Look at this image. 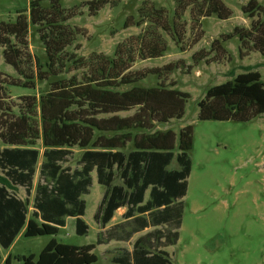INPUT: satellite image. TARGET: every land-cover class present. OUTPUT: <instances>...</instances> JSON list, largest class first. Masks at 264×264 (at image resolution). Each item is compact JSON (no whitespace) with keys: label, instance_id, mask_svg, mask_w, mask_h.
Listing matches in <instances>:
<instances>
[{"label":"trees","instance_id":"16d2710c","mask_svg":"<svg viewBox=\"0 0 264 264\" xmlns=\"http://www.w3.org/2000/svg\"><path fill=\"white\" fill-rule=\"evenodd\" d=\"M175 2L172 18L162 9L150 8L137 21L126 19L124 29L147 28L119 44L112 58L92 54L84 59L64 53L74 36L65 28L61 0H50L49 8L43 7L42 0H30L29 9L17 11L14 22L0 23L4 61L20 77L10 85L21 82L23 88L34 90L38 82H48L43 95L22 97L23 107L17 113L9 109L8 120L0 124V140L5 146L0 149V248L8 250L23 229L25 238L56 236L68 217L75 219L76 235L86 236L89 228L81 219L86 204L81 197L89 194L92 172L105 190L95 222L104 228L117 209L127 208L125 221L99 233L95 243L75 246L51 239L37 257H16L20 264H97L96 246L112 240L128 242L150 227L154 229L139 237L131 252L121 250L112 262L172 264L164 249L179 240L192 166L193 129L186 126L178 134L145 132L156 124L182 119L189 95L161 85L136 87L144 75L136 77L130 69L136 60L162 57L168 50L166 37L177 47L182 44L186 31L182 18L189 8L199 10L192 15L195 23L211 16L219 20L231 17L221 0ZM86 5L96 15L106 5L117 7V2L89 0ZM256 9V2L249 0L243 11L250 14ZM30 25L43 30L45 63L28 51ZM233 37L242 45L251 43L264 56V24L253 25V30L235 28L226 36L227 40ZM245 70L206 92L197 104L199 120L248 123L264 115V82L260 73L250 67ZM72 72L76 73L60 78ZM134 109L132 115H119ZM73 148L81 150L75 169L64 167ZM173 162L176 168H171ZM18 188L25 190V199L17 196ZM11 261L8 256L4 262Z\"/></svg>","mask_w":264,"mask_h":264},{"label":"rangeland","instance_id":"374dc122","mask_svg":"<svg viewBox=\"0 0 264 264\" xmlns=\"http://www.w3.org/2000/svg\"><path fill=\"white\" fill-rule=\"evenodd\" d=\"M88 1L61 0L62 16L67 18L65 28L74 36L64 51L67 56L87 59L92 54H103L112 58L119 44L147 28L143 25L124 29L126 19L137 21L150 8L162 9L172 18L176 9L175 0H115L117 7L106 5L92 15L86 5ZM221 1L231 11L229 19L219 20L211 16L195 23L192 15L199 10L189 8L182 18L186 23L182 44L177 47L166 37L168 50L162 57L136 60L130 69L136 77L144 75L134 85L136 87L161 85L189 95L182 119L156 124L145 132L172 131L178 134L186 126L193 129L189 153L192 166L183 198L179 240L167 250L172 264H264V115L248 123L201 121L197 106L210 88L232 80L247 67L260 73L264 82V56L254 51L251 43L242 45L238 37L226 38L235 28L253 30V25L264 24V0H254L257 9L250 14L243 11L249 0ZM29 3L30 0H0V23L14 22L17 11L29 9ZM42 5L49 8L50 0H42ZM42 31L41 27L30 25L27 44L30 54L45 63L46 45L41 38ZM3 50L0 47L1 125L8 120L9 109L17 113L23 107L22 97L39 98L48 89V82H38L34 90L23 88L21 82L19 86H11L12 80L20 77L5 63ZM75 73L62 74L60 78ZM128 88L122 87V90ZM135 111L119 115L129 116ZM3 147L0 140V149ZM72 152L64 167L75 169L79 166L81 150L73 148ZM176 167L173 162L171 168ZM92 177L91 193L85 196L87 236L76 235L72 222L56 236L25 238L21 235L8 251L0 249V264H5L8 256H11V264H20L16 259L18 256L37 257L51 239L75 246L95 243L99 226L96 227L93 214L104 188L96 183L95 173ZM37 182L38 175L33 184ZM33 192L29 198L31 203ZM16 194L21 199L26 198L23 188H18ZM118 246L113 244L104 250ZM93 253L98 259L97 264H110V256L103 254L102 247H96Z\"/></svg>","mask_w":264,"mask_h":264},{"label":"crops","instance_id":"0c3cea01","mask_svg":"<svg viewBox=\"0 0 264 264\" xmlns=\"http://www.w3.org/2000/svg\"><path fill=\"white\" fill-rule=\"evenodd\" d=\"M4 148V147H3ZM2 149V148H1ZM42 162V161H41ZM41 162H39V164L41 163ZM173 164V163H172ZM172 166V165H171ZM38 168H39V166H38ZM93 173H95V172H92L91 173V177H92V174ZM36 175H38V169H37V173H36ZM35 175V176H36ZM35 178V177H34ZM95 178H96V174H95ZM116 181V180H115ZM119 181V180H118ZM34 182V181H33ZM93 182H94V178L92 177V185H91V187H90V189H89V194H87V195H83L82 197H81V199L82 200H84V202H85V204H86V207H87V203H86V201H85V196H88V195H90V193H91V188H92V186H93ZM96 183H97V181H96ZM115 184H120V181H119V183H115ZM36 185V184H35ZM35 185L33 184V190H34V188H35ZM100 186V185H99ZM103 188V187H102ZM32 190V191H33ZM105 191V190H104ZM33 194H34V192H33ZM103 195H104V192L102 193V195H101V199L99 200V202L97 203V206H96V210H97V208H98V206H99V204H100V202H101V200H102V197H103ZM20 198V197H19ZM33 198H34V195H33ZM21 199V198H20ZM148 199V192L146 193V196H145V200H147ZM29 202H30V200H29ZM33 203V202H32ZM32 203L30 202V207H29V215H28V218L30 217V209H32ZM96 210H95V212H94V214H93V221L95 222V220H94V215H95V213H96ZM126 210H127V208L126 207H122V208H119V209H117L115 212H114V214H113V217L111 218V220L109 221V223L104 227V228H102V227H100L96 222H95V224H96V227H97V225L99 226V231H98V233H97V235L99 234V233H101V232H105L106 230H108V229H110V228H112V227H114V226H116V225H118V224H120V223H122V222H124L125 220H124V214H125V212H126ZM31 212H32V210H31ZM85 213H86V208H85V212H84V215L81 217V219L84 221V216H85ZM116 216H119L120 218L119 219H117L116 218ZM69 222H72V224L74 225V233L76 234V228H75V219L74 218H71V217H68V218H66L65 219V226L64 227H61L60 228V230L61 229H64L65 227H66V225H67V223H69ZM84 223L88 226V228H89V225L84 221ZM154 228H147V229H145L144 231H142V232H139V233H136V234H134L133 235V237L130 239V241H128V242H123V241H115V240H112V241H109L108 243H106V244H102V245H98V246H96V247H102L103 248V254L104 253H106L107 255H109L110 256V260H109V262H110V264H114L113 262H112V259H113V257L114 256H117L119 253H120V251L121 250H126V251H128V252H131L132 251V249H133V244L135 243V241L139 238V237H141V236H143V235H145L146 233H148V232H150V231H152ZM59 230V231H60ZM23 232H24V229L21 231V233L16 237V239H15V241L13 242V244L16 242V240L18 239V237L19 236H21V235H23ZM88 232H89V229H88ZM88 234V233H87ZM87 236V235H86ZM12 244V245H13ZM93 244V243H92ZM113 244H119L120 246H118V247H114V248H111V249H106V250H104L105 248L104 247H109V246H111V245H113ZM11 245V246H12ZM96 247H95V249H96ZM11 248V247H10ZM9 248V249H10ZM168 248L169 247H167V248H165L164 250L168 253ZM1 249V248H0ZM8 249V250H9ZM94 249V250H95ZM8 250H6V251H8ZM94 250H93V252H94ZM0 254H1V250H0ZM169 254V253H168ZM169 256H170V254H169ZM11 257V256H10ZM5 261V260H4ZM98 262V261H97Z\"/></svg>","mask_w":264,"mask_h":264}]
</instances>
